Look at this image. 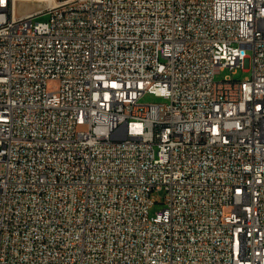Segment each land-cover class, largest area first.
<instances>
[{"label": "built area", "instance_id": "1", "mask_svg": "<svg viewBox=\"0 0 264 264\" xmlns=\"http://www.w3.org/2000/svg\"><path fill=\"white\" fill-rule=\"evenodd\" d=\"M0 264H264V0H0Z\"/></svg>", "mask_w": 264, "mask_h": 264}, {"label": "rangeland", "instance_id": "2", "mask_svg": "<svg viewBox=\"0 0 264 264\" xmlns=\"http://www.w3.org/2000/svg\"><path fill=\"white\" fill-rule=\"evenodd\" d=\"M39 5L40 4L33 3V2H21V3H19V12H24V11H27V10H30V9L37 8V7H39ZM36 19L37 20H47L48 19V15L47 14L40 15V16L36 17ZM229 74H230V69L227 68L225 70H222V71L218 72L216 74V79L217 80H222V79L225 78V76H227ZM248 75H250L249 71H244L242 69H239L237 71V73L234 74V78L242 80ZM141 102L142 103H159V102H166V100L163 99L162 97H158V96H156L154 94L147 93L141 98ZM155 197H156L157 200L162 202L163 199H164V192L160 191V192L156 193ZM163 207H164L163 203L157 202L151 208V213H154V212H156L158 210H161Z\"/></svg>", "mask_w": 264, "mask_h": 264}, {"label": "bare ground", "instance_id": "3", "mask_svg": "<svg viewBox=\"0 0 264 264\" xmlns=\"http://www.w3.org/2000/svg\"><path fill=\"white\" fill-rule=\"evenodd\" d=\"M58 1V0H57ZM16 15H26V11L19 12V5L16 6Z\"/></svg>", "mask_w": 264, "mask_h": 264}]
</instances>
